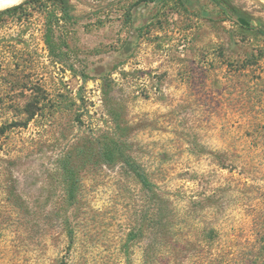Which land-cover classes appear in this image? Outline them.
<instances>
[{"label": "rangeland", "instance_id": "1", "mask_svg": "<svg viewBox=\"0 0 264 264\" xmlns=\"http://www.w3.org/2000/svg\"><path fill=\"white\" fill-rule=\"evenodd\" d=\"M69 1L0 9V264H264V0Z\"/></svg>", "mask_w": 264, "mask_h": 264}, {"label": "trees", "instance_id": "2", "mask_svg": "<svg viewBox=\"0 0 264 264\" xmlns=\"http://www.w3.org/2000/svg\"><path fill=\"white\" fill-rule=\"evenodd\" d=\"M37 1V0H30ZM218 3L224 4L228 7L233 13L236 15L245 18L250 21L251 18L246 15L243 11H241L238 7L234 6L231 0H215ZM61 6L65 13L70 16L71 5L69 0H59ZM20 7L19 5H15L6 9L5 11H13L17 10ZM262 34H264V30H262ZM95 145H97L98 152L97 155L100 158V164L109 165L111 167L116 166L117 164L123 165L126 168L128 173L133 174L142 184L143 186L153 193L154 201L157 202L159 206V214L160 220L159 225L163 224L164 219L166 218V212L168 208L167 201L165 200L162 193L157 192L156 183L151 178L150 173L147 169L131 154V149L129 148L128 143L123 140L121 137L116 136H101L98 137L95 141H93ZM87 146L83 148L85 151ZM78 160H73L70 156L65 158L63 173L66 181L65 190L67 199L71 203L77 202V198L81 191V172L83 167L79 165ZM137 236L143 234V230L141 233H136ZM262 249L264 250V229L262 233Z\"/></svg>", "mask_w": 264, "mask_h": 264}, {"label": "bare ground", "instance_id": "3", "mask_svg": "<svg viewBox=\"0 0 264 264\" xmlns=\"http://www.w3.org/2000/svg\"><path fill=\"white\" fill-rule=\"evenodd\" d=\"M23 0H0V9L11 7L21 3Z\"/></svg>", "mask_w": 264, "mask_h": 264}]
</instances>
